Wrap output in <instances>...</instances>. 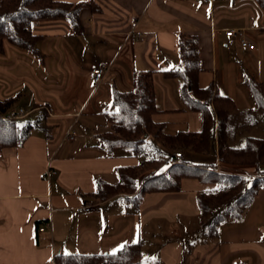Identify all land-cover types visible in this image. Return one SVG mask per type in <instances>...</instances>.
<instances>
[{
  "label": "crops",
  "instance_id": "crops-1",
  "mask_svg": "<svg viewBox=\"0 0 264 264\" xmlns=\"http://www.w3.org/2000/svg\"><path fill=\"white\" fill-rule=\"evenodd\" d=\"M93 1L100 10L90 11L87 7L82 10V30H75L66 17L36 20L31 27L34 34L42 36L38 54L15 50L8 53L10 48L0 54V97L11 94L0 99L26 97L33 101L30 114L46 107L45 125L49 127L33 129L20 146L5 148L0 153V264H55L56 254L113 252L138 239L143 252L147 236L155 238L157 219L175 230H179L176 227L179 223L196 217L205 222L206 218L201 220L199 214L197 195L217 185L195 178H182L178 191L147 193L137 205L133 196L125 194L102 201L86 196L96 188L97 179L114 183L117 179L111 182L102 176L138 162L127 149L118 147L108 152L94 144L98 142L97 135L106 130L103 113L115 108L112 90L132 89L135 71L154 70L155 103L160 110L154 118L163 122L165 133L200 129V113L186 110L180 98L181 81L164 79L160 73L177 65L178 38L182 32L194 36L198 42L199 85L204 87L215 80L217 90L235 102L222 135L224 144L238 147L232 146L233 143L244 144L249 136L264 139V129L259 124L262 119L256 118L258 111L253 110L243 83L245 74L264 82V10L254 0ZM227 29H240V35L254 44V49L240 46L237 36L225 34ZM87 39L99 48L96 60L85 68L66 49L71 43ZM33 63L36 78L45 86L44 91L37 90L36 94L29 84L34 71L27 70ZM63 63L67 65L65 70ZM100 63L108 64V68L102 80L94 85L90 71ZM105 81L112 82L106 91L100 87ZM75 125L80 126L82 138L94 143L87 147L76 136L67 140L68 131L77 134ZM244 127L249 131L239 134ZM218 139L219 126L215 122L214 149L199 153L203 157H197V164L250 181L261 177L255 165L221 163ZM176 150L182 151L185 165H197L185 160L184 150L190 149ZM48 170L54 172L48 176ZM263 188L253 200L263 195L264 206ZM166 193L175 197H145ZM83 205H90V210L77 209ZM245 212L238 219L228 216L216 226L209 236L218 241L188 247L173 244L161 252L163 256L161 253L157 256L156 252L147 254V262L264 264V226L257 225L255 219L244 223ZM152 256L156 259H150Z\"/></svg>",
  "mask_w": 264,
  "mask_h": 264
},
{
  "label": "trees",
  "instance_id": "trees-1",
  "mask_svg": "<svg viewBox=\"0 0 264 264\" xmlns=\"http://www.w3.org/2000/svg\"><path fill=\"white\" fill-rule=\"evenodd\" d=\"M254 1L264 10V0ZM86 7L90 11L100 10L93 0L78 2L1 0L0 54L5 53L7 45L38 54V42L42 36L34 34L31 27L36 20L66 17L75 30H82L80 15ZM177 55L180 64L174 68L162 69L160 73L164 79L181 80L180 98L186 110L200 113V129L195 132L180 130L172 134L165 133L163 122L154 118L160 111L155 103L154 70L135 71L132 89L112 90L111 96L115 108L103 113L106 130L97 135V145L108 152L122 147L138 157L144 152V144L147 143L155 148L160 156L141 159L134 165L118 167L116 182L109 183L97 179L96 188L86 196L102 201L118 194H125V196H133L132 199L136 200L135 205H137L147 193L178 191L182 178H195L200 182L214 183L217 185L216 188L201 191L197 195L201 220L216 213L208 222V234L212 235L216 226L226 217L240 218L258 190L264 187V139L249 136L240 147L226 146L222 135L230 112L235 109L234 100L217 90L215 80L204 87L199 85L201 71L199 46L194 36L183 32L179 34ZM243 83L252 99L253 110L264 117V82L256 80L253 75L245 74ZM13 102V98L0 99V153L5 148L20 146L35 128L49 129L45 125L46 107L40 108L34 121L28 120L21 125L19 119L8 112ZM215 122L219 126L217 154L220 162L227 165H255L261 177L253 179L248 186V180L244 176L217 172L199 164L185 165L186 162L170 166L168 174L164 175L161 165L165 160L164 157L173 150L190 149L197 153H209L214 149ZM225 209L227 212L222 213L221 211ZM123 246V249L120 247L107 253L56 254L54 262L55 264H161L158 260L142 261L140 239L125 243Z\"/></svg>",
  "mask_w": 264,
  "mask_h": 264
},
{
  "label": "rangeland",
  "instance_id": "rangeland-1",
  "mask_svg": "<svg viewBox=\"0 0 264 264\" xmlns=\"http://www.w3.org/2000/svg\"><path fill=\"white\" fill-rule=\"evenodd\" d=\"M256 7L258 8V6H256ZM7 48H10L8 53H11L12 50L24 51L26 53H30L28 51H25V50H22V49H18L16 47L10 46V45H7ZM98 48L99 47L91 45L90 41L87 39L83 43L82 42L71 43L70 46L67 47L66 50H67V54L70 52V54L72 55V57L75 58L77 63H81V64H83L85 66V68H87L88 66H91L92 62H94L96 60V50H98ZM117 48H119V47H117ZM178 64H180L179 59H178L177 65ZM177 65H174V67H176ZM62 66H63L64 70L67 68V65L65 63H63ZM30 68H32L33 71H34L33 79L29 80V84H30L31 90H33V92H35V94H36L37 90L41 89L42 91H44L45 86L35 76L36 65L34 63L30 64V66L27 67V70L30 69ZM32 69L29 70L30 73H31ZM109 78H111V75L108 76V79ZM178 81H181V80L178 79ZM5 82H6V79H5ZM111 84H112V82L105 81V82H103L100 85V87H101V89H102V87H104V91H106L107 88H111ZM10 95L11 94H9V93H4V94H2V96L0 98H3L4 96L8 97ZM32 104H33V101H31L30 99H28L26 97L25 98H21V99L19 97L18 98L15 97V100H14V102H13V104H12V106L9 109L8 112H9V114H14L15 112L18 113V111L20 109H22L23 112L25 113L24 116L19 118V123L22 125V124L26 123L28 120L29 121H34L37 118L38 114H39V113H36V112L30 114ZM242 104L244 105L245 102L242 101ZM244 106L246 107V105H244ZM247 108H246V110H247ZM245 113L247 115L249 112L246 111V112H244V114ZM255 113H256V118L262 119L260 121V123H259V121H258V123L260 124V127H262L264 129V117L259 112H255ZM71 120H73V118ZM80 122L82 123V117L80 118ZM235 123H236V120H235ZM172 128L173 129H179V128H183V127L172 126ZM36 129L37 128H35V130ZM167 129H169V128L167 127L166 130ZM74 130L77 133L75 136L78 137V141H80V143H83V144L87 145V147H88V145L94 143V141H89L88 138H86V139L82 138V134H81L82 130L80 129L79 125H75ZM70 131H72V130H70ZM248 131L249 130L246 127H244L243 129L240 130L239 134H241L243 132L246 133ZM83 140H84V142H83ZM97 143L98 142H95L94 144L97 145ZM242 144L243 143H240L239 141H237V142H234L232 146H238L239 147ZM144 147H145V150H144L143 153H141L137 157V161H139L141 159L149 158V157H152V156L153 157L160 156V154L157 153V150H155V148L147 145V143L144 144ZM157 147H159V145H157ZM184 151L186 152L185 160L189 161L192 164H197V162H198L197 157H203L201 154H199L197 152H194L192 150H190V151L189 150H184ZM166 166H167V164H166V162L164 160V162L161 165V170L163 171ZM102 177L105 178L106 180L114 182L117 179V173H114L112 175H104ZM248 183L250 185L251 181L248 180ZM263 190H264V188H263ZM145 197H155V198L168 197L169 198V197H175V196H173L171 193H166V194H161V195L160 194H149V195H147ZM131 204L134 205L132 201H131ZM223 211H226V209L223 210ZM131 219H134V218L133 217L132 218H128V220H131ZM211 219H212V217H210V215H209L206 218L205 222L201 223L199 217H196L194 219H191L192 221H185L184 223H179L176 226L177 229H179V230H175L173 227H171L166 222L163 223L161 221H158V219H157L155 221V238L154 237L150 238V237L147 236L143 252H141L142 261L143 262H147L148 259H147L146 255L147 254H151V252H156L157 256H159L158 254H160L161 252L165 251V249L171 247V245H173V244L174 245L177 244L179 247H181V245H186L188 247V246H196V245H198V243H201L203 241H207L208 244H210L211 242L218 241V239L211 238V236H209V234H208V231H209L208 222ZM243 219H244V223H247V224H249L252 221V219H255L256 220L255 222L257 223V225L264 226L263 195L259 194L258 198H255L253 200V202L250 205V207H248V209H246V212H245V215H244ZM132 222H133V220H132ZM129 223H131V221H129ZM170 224H173V223H170ZM130 230H131V228H130V225H129V231ZM225 230H226V228L223 227L222 231H225ZM218 231H219V226H218L217 232ZM161 256H163L162 253H161ZM154 257L155 256H152V257H150V259H152ZM155 259H156V257H155Z\"/></svg>",
  "mask_w": 264,
  "mask_h": 264
},
{
  "label": "built area",
  "instance_id": "built-area-1",
  "mask_svg": "<svg viewBox=\"0 0 264 264\" xmlns=\"http://www.w3.org/2000/svg\"><path fill=\"white\" fill-rule=\"evenodd\" d=\"M225 34L227 36H237L240 46L247 47L248 49H251V50L254 49V44L250 43L249 41L246 40V38H244V36L240 35V29H227ZM107 68H108V65L106 63H100L92 68L90 73H91V79L94 85H97L101 81V79L103 78L104 72ZM204 103L207 104V102H204ZM24 115L25 113L23 112L22 109H20L18 113L15 112L13 114V116L18 119ZM66 138L68 140H73L75 138L74 131H68L66 134ZM165 159H166L165 162L167 166L163 170L164 175L168 174L170 166L182 164L185 162L183 159V153L180 150H176V151L168 153ZM53 172H54L53 170H48L47 175L49 176ZM90 208H91L90 205H83V206L77 207L78 210H83V211H88L90 210ZM43 228H44L43 226H39V230H43Z\"/></svg>",
  "mask_w": 264,
  "mask_h": 264
},
{
  "label": "snow or ice",
  "instance_id": "snow-or-ice-1",
  "mask_svg": "<svg viewBox=\"0 0 264 264\" xmlns=\"http://www.w3.org/2000/svg\"><path fill=\"white\" fill-rule=\"evenodd\" d=\"M123 247H124V246H123V245H121V249H123Z\"/></svg>",
  "mask_w": 264,
  "mask_h": 264
}]
</instances>
